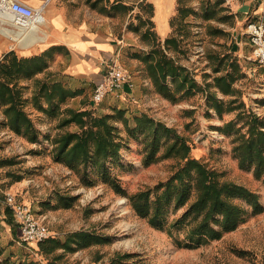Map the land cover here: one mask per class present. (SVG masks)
<instances>
[{
	"label": "rangeland",
	"instance_id": "rangeland-1",
	"mask_svg": "<svg viewBox=\"0 0 264 264\" xmlns=\"http://www.w3.org/2000/svg\"><path fill=\"white\" fill-rule=\"evenodd\" d=\"M24 1L34 5L32 2L41 0ZM120 2L130 9L114 11L111 8L115 3L110 0L104 3L110 10L104 14L114 38L121 46L111 57L128 70L136 84L133 89H129L131 96L125 98L126 95H123V91L128 89L111 91L102 102L96 103L93 100L94 88L85 95L69 98L61 104V109L67 106L89 109L95 116L112 113L118 107L128 108L138 114L148 112L189 139L193 146L192 155L217 170L220 179L250 188L259 195L264 205V175L258 178L254 168H242L233 151L240 134L248 131L246 122L249 118L240 117L238 110L219 116L208 105L206 91L197 92L179 102L160 95L144 63L135 56L157 46L165 47L167 38L158 32L154 22V6L150 0ZM216 3L219 5L216 6ZM83 4L94 9L87 0ZM226 4L227 0H185L184 5L190 11L182 22L184 27L180 29V18L175 27L171 25L172 32L169 35L181 39L180 49L171 48L169 54L205 85L207 80H213L207 75H214L208 51L233 53L238 57L244 72V76L236 83L241 90L240 101L245 103L248 112L252 111L264 120V64L252 58V45L246 30L248 22L239 24ZM214 6L217 15L205 18L204 9ZM179 15L177 11L174 18ZM217 29H223L224 32H218ZM179 32L181 36H178ZM39 42L35 45L42 50L45 45ZM32 46L34 44L22 47ZM27 48L17 49V55L26 57L28 53L24 49ZM63 54L64 51L56 47L51 61ZM61 66L53 70L46 69L18 82L24 109L40 131L37 142H31L12 130L7 125L4 108L0 107V187L7 192L4 193V204L12 210L17 226L15 213L8 204L9 195L30 205L49 227L51 236L65 238L69 233L88 231L108 236L109 241L91 244L76 251L59 249L45 257L39 252L40 242H22V232L19 226H15L12 229L13 242L18 243L7 259L0 260V264H19L29 259L40 260L43 264H264V211L248 217L237 229L224 233L220 239L199 245L186 244L190 229L188 223L172 225L185 213L196 195L185 206L172 209L162 228L152 226L147 218L140 216L130 202V195L166 181L180 165L177 158L146 165L142 140L129 136L122 122L120 127L124 145L121 155L110 160L108 165L125 193L116 191L111 184L103 181L91 164L88 167L82 164L73 170L65 163L56 161L53 154L54 139L65 131L79 128L75 123L62 126V114L57 113L59 110L56 114H50L40 109L34 95L38 91L36 79L70 83L71 79L60 72ZM77 82L83 86L80 78ZM135 88H138V92L133 93ZM220 97L224 96L220 94ZM224 98L228 100L232 97ZM41 102L44 107H48L44 97H41ZM231 120L237 122L233 131L226 134L218 129ZM239 127L241 129L238 132ZM2 257L0 252V259Z\"/></svg>",
	"mask_w": 264,
	"mask_h": 264
},
{
	"label": "trees",
	"instance_id": "trees-1",
	"mask_svg": "<svg viewBox=\"0 0 264 264\" xmlns=\"http://www.w3.org/2000/svg\"><path fill=\"white\" fill-rule=\"evenodd\" d=\"M184 2L179 0L180 15L172 20L173 27L180 18V29L184 27L182 22L190 11ZM92 5L96 7L97 1ZM114 8L125 11L130 9L122 2L117 3L116 7L113 5L111 9ZM102 10L110 11L107 7H102ZM204 11L207 19L217 15L213 7H206ZM217 31L224 32L223 29ZM181 35L179 32L178 36ZM180 42L177 36L167 37L165 47L157 46L135 56L144 63L156 91L170 101L179 102L197 92L206 91L208 105L219 116L238 110L240 117H248V131L240 134V140L233 151L242 168H254L255 175L261 178L264 175V120L254 112H248L245 103L240 101L241 90L236 83L244 76V72L238 57L231 52L209 50L208 58L214 75L209 73L207 76L213 77V80H207L203 85L186 66L169 54L171 48L180 49ZM55 50L56 47H53L42 54L26 57H19L12 51L0 61V107L4 108L7 125L31 142L39 140L40 131L24 109L18 82L48 69ZM36 86L38 91L34 100L40 109L50 114H56L59 110L57 113L62 114V126L75 123L79 128L65 131L54 139L55 160L65 163L71 169L77 170L82 164L86 167L91 164L103 181L111 184L116 191L125 193L108 165L110 160L120 157L124 145L120 122L129 136L142 140L146 165L167 158L179 160V168L166 181L132 193L129 197L134 210L147 218L152 226L164 227L170 211L185 206L194 195L196 198L189 208L172 224L190 225L187 245L220 239L224 233L237 229L248 217L264 211V205L255 191L242 184L220 179L217 170L192 155L193 146L189 139L148 112L138 114L128 108L118 107L112 113L95 116L89 109L67 106L62 110L61 104L83 94L84 88L73 87L63 80L44 79H36ZM220 94L232 98L226 100ZM41 97L45 98L48 107L42 105ZM236 123L231 120L218 129L227 134L235 129ZM241 127L237 129L238 132ZM108 241V236L77 231L69 233L65 238L50 236L39 243V252L49 257L59 249L76 251L78 248ZM19 264L43 263L29 259Z\"/></svg>",
	"mask_w": 264,
	"mask_h": 264
},
{
	"label": "crops",
	"instance_id": "crops-1",
	"mask_svg": "<svg viewBox=\"0 0 264 264\" xmlns=\"http://www.w3.org/2000/svg\"><path fill=\"white\" fill-rule=\"evenodd\" d=\"M95 1H97L96 7L92 5ZM107 1L110 0H87L94 9L86 7L83 4L84 0L32 2L36 7L45 4L44 14L47 22L42 24L44 30L41 34L46 38L39 42L45 47L42 50L35 44L30 48L22 47L23 45L18 47L21 43H15L0 34V61L10 52H16L20 48H27L24 49L26 51L23 50L28 53L26 56H34L53 47H59L64 54L50 61L48 69L53 70L62 65L60 72L71 79L70 84L73 87L84 88V93L80 95L87 94L103 79L107 69L106 60L121 47L114 38L108 18L104 14L107 12L102 10V7H107L104 5ZM113 1L114 7L117 3H121V0ZM150 2L155 9L154 22L157 24L158 32L164 38L169 37L172 32L171 21L179 10V0H150ZM227 3V7L239 24L245 25L249 20L264 19V0H227ZM218 5L216 3V6ZM216 6L213 8L215 9ZM115 10L117 9L114 8ZM79 78L83 86L77 84ZM127 89L128 91H123L125 98L131 96L129 88ZM132 92H138V88ZM5 192L6 190L0 187V252L3 254L1 261L10 256L12 248L18 243L13 242L15 239L12 229L17 224L12 210L4 204Z\"/></svg>",
	"mask_w": 264,
	"mask_h": 264
},
{
	"label": "built area",
	"instance_id": "built-area-1",
	"mask_svg": "<svg viewBox=\"0 0 264 264\" xmlns=\"http://www.w3.org/2000/svg\"><path fill=\"white\" fill-rule=\"evenodd\" d=\"M45 4L33 6L24 0H0V34L15 43L23 42L29 33L45 21ZM247 34L252 45V58L264 64V19L249 20ZM106 73L95 86L93 100L100 103L111 91L133 89L136 84L131 74L112 57L106 60ZM21 230V241L25 243L46 240L51 236L49 227L41 220L32 207L20 202L15 196H8Z\"/></svg>",
	"mask_w": 264,
	"mask_h": 264
},
{
	"label": "bare ground",
	"instance_id": "bare-ground-1",
	"mask_svg": "<svg viewBox=\"0 0 264 264\" xmlns=\"http://www.w3.org/2000/svg\"><path fill=\"white\" fill-rule=\"evenodd\" d=\"M47 19L45 18V21L42 24H46ZM43 32V28L42 25L39 26L35 31L31 32L28 34V36L26 37V39L21 42L24 46H31L33 44H35V42L40 41V40H44L46 38V36H42Z\"/></svg>",
	"mask_w": 264,
	"mask_h": 264
}]
</instances>
